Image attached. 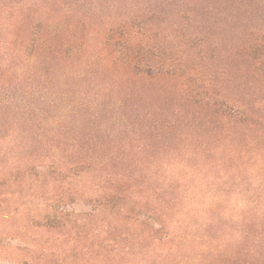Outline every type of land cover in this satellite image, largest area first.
Wrapping results in <instances>:
<instances>
[{"label": "rangeland", "instance_id": "1", "mask_svg": "<svg viewBox=\"0 0 264 264\" xmlns=\"http://www.w3.org/2000/svg\"><path fill=\"white\" fill-rule=\"evenodd\" d=\"M40 1L19 47L62 53L35 93L0 0V264H264V0ZM117 172L171 191L172 221L140 225Z\"/></svg>", "mask_w": 264, "mask_h": 264}, {"label": "trees", "instance_id": "2", "mask_svg": "<svg viewBox=\"0 0 264 264\" xmlns=\"http://www.w3.org/2000/svg\"><path fill=\"white\" fill-rule=\"evenodd\" d=\"M7 6V27H6V40L7 43L6 49V59L5 64L7 66V77H14V80L16 81L15 84H10L11 88H22L23 86V80H27L26 82H30L31 89L37 93L38 88L41 84V76H42V70L48 66L51 65L52 62L58 60L60 57V54L62 53L60 49L56 48L52 43L48 42L47 48L49 49L48 54H44L43 52V59L33 61V65H30L31 63H28L30 60L29 58L24 56L23 48L19 47V45L24 46V43L27 39H29V35L33 33V25H27L25 22H21V20L28 15L29 10L32 8H37L40 4V0H6ZM57 37V34L54 36ZM9 39V40H8ZM35 44V42H34ZM37 44H35L36 46ZM27 55V54H26ZM38 56V55H37ZM120 56V55H119ZM124 56V55H123ZM122 57V56H121ZM129 56L126 55L123 58L115 57L113 56L110 61L113 64V66L116 67V69H119L120 67L123 69L121 72L122 76H125L128 72L139 75L143 73H151L149 70H141V67L146 66L145 62L148 60L145 58H140L139 56ZM61 59V58H60ZM119 61V62H118ZM64 67H67L66 65ZM137 70V71H135ZM69 75L74 74V71L72 69L69 70ZM72 72V73H71ZM157 71H154V73L158 74ZM161 72V71H160ZM159 72V73H160ZM125 74V75H124ZM155 75V74H154ZM41 82V83H40ZM9 83V82H8ZM18 93L17 91H14V94ZM11 98H14L15 96H11ZM130 108L129 110H127ZM122 111L119 112V117H122L127 121V117L133 112L135 109L138 110V107H129L128 104H125V101L122 102ZM126 109V110H125ZM11 111V108L7 107V110L4 112L9 113ZM244 115V114H242ZM118 157V156H116ZM90 160L97 159V156L89 155L88 157ZM124 156L122 157V159ZM106 161V156H101L100 161ZM120 174V180L126 185V188H122L118 192V198L121 196L124 198H132L134 199L137 206L142 207V204H140L141 200L145 201L144 207H147L149 210L145 214H147V218L144 222L142 220L140 221V225L146 224L148 226V229L150 232L159 231L160 229H163L164 223L170 221L176 211H174V207L176 203H171V191H165L168 195V198L163 197L162 195L158 194L156 190H153L154 188L150 186H143V184H138L136 182H131L134 180L131 173L126 172H117ZM116 173V174H117ZM150 188L152 189V193H147L146 189ZM147 189V190H148ZM136 197V198H135ZM170 198V199H169ZM175 202V200L173 201ZM151 205V207H150ZM140 211L141 208H138ZM140 213H143L140 211ZM148 221V222H147ZM172 221V220H171ZM159 225V228H155V225Z\"/></svg>", "mask_w": 264, "mask_h": 264}]
</instances>
